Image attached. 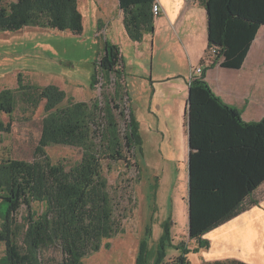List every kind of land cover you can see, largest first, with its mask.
<instances>
[{
	"label": "trees",
	"instance_id": "trees-1",
	"mask_svg": "<svg viewBox=\"0 0 264 264\" xmlns=\"http://www.w3.org/2000/svg\"><path fill=\"white\" fill-rule=\"evenodd\" d=\"M124 14V28L129 38L141 41L154 30V0H119ZM209 46L219 47L216 61L239 68L243 65L259 28L264 25V0H206ZM84 18L78 0H17L6 4L0 0V31H20L25 27L69 30L81 34ZM121 51L109 44L99 67L104 78L115 73L116 94L129 100L122 82ZM95 66H98L95 62ZM94 68L92 84L97 80ZM201 78L190 83L189 125L191 145L190 239L204 234L239 215L249 205L246 199L264 182V119L244 123L240 111L226 104ZM17 96L34 108L44 101L46 115L33 162L12 158L0 162V242L5 254L0 264H86L85 257L99 251L121 231L115 217V204L103 175V160L126 159L127 153L141 150L139 123L129 108L126 130L121 136L115 110L120 103L69 99L55 84L27 82L20 73L16 88L0 90V132L11 131V122L1 114L12 116ZM124 116V112H119ZM229 128V130H228ZM240 130V131H239ZM229 133L236 135L232 139ZM199 139V140H198ZM63 144L81 147V160L67 169L52 163L46 147ZM129 161V160H128ZM42 204L43 210L33 207ZM28 214L16 216L22 205ZM200 242V241H199ZM201 245V244H200ZM57 246L62 260L56 262L44 252ZM166 247L150 257L146 239H142L135 264H167ZM171 264H191L182 255ZM207 264H247L238 260Z\"/></svg>",
	"mask_w": 264,
	"mask_h": 264
},
{
	"label": "rangeland",
	"instance_id": "rangeland-1",
	"mask_svg": "<svg viewBox=\"0 0 264 264\" xmlns=\"http://www.w3.org/2000/svg\"><path fill=\"white\" fill-rule=\"evenodd\" d=\"M115 1L108 0L107 5V0H95L96 3L90 5L88 10L84 7V29L81 34L39 27L0 31V89L16 88L21 73L27 82L42 86L55 84L63 89L67 98L60 106L68 105L70 98L89 104L99 102L101 107H105L106 102L120 103V109L115 112L121 136H124L125 117L129 114L128 100L124 92L121 96L116 94L115 73L109 76V80L102 75L100 61L107 52V41L112 44V36L107 33V20L98 22L95 18L99 8L101 17L107 19L109 11L110 16L115 19ZM79 2L82 3V0ZM112 25L115 39L120 43L119 33L123 25L117 19ZM103 27L106 29L105 33L97 35ZM95 62L98 66H95ZM95 67L98 82L92 87ZM44 104L42 101L34 108L17 96L13 115L1 114L2 119L11 122L12 126L10 132H0V162L12 158L29 163L37 158L35 149L41 135L42 119L46 115ZM121 110L124 116L119 113ZM45 149L52 163H62L67 169L78 163L83 155L81 147L72 145L52 144ZM136 152L133 157L127 153L126 159L103 160V175L108 182L116 207L115 217L121 223V231L108 240L110 248L103 245L99 251L85 257V263L135 264L140 242L145 238L150 257L161 246H165L167 264L182 255L191 264H199L203 257L200 242L190 241L188 214L181 211L179 206L186 188L181 190L179 184L171 182H154L155 169L152 166H141L139 172L135 161L137 156L141 158L142 155L140 150ZM33 207L43 210L42 204L37 202L33 203ZM27 214L28 207L24 204L16 216L21 220ZM5 248V244L0 242V257L5 254ZM44 255L56 262L62 260V253L57 246L46 250ZM252 255L253 258H262L259 248H255Z\"/></svg>",
	"mask_w": 264,
	"mask_h": 264
},
{
	"label": "crops",
	"instance_id": "crops-1",
	"mask_svg": "<svg viewBox=\"0 0 264 264\" xmlns=\"http://www.w3.org/2000/svg\"><path fill=\"white\" fill-rule=\"evenodd\" d=\"M3 1L8 4L17 0ZM158 1L162 11L155 16L154 30L141 41H133L127 35L119 0L114 4L115 19L109 11L107 19L101 17L99 8L95 18L98 22L107 20V33L121 51L122 82L128 93V106L139 123L142 141V156H137L136 167L140 172L141 166H152L154 182H171L179 184L181 190L186 188L179 206L188 214L189 230L190 160L191 153L198 150L191 145L189 75L193 67L203 63L209 47L206 0ZM93 3L95 0H82V3L78 0L83 18V8ZM116 19L124 29L120 28V43L113 34L112 24ZM222 60L205 66V80L226 104L240 111L244 123L263 120L264 25L259 28L241 67H225ZM229 134L232 139L236 136ZM246 205L248 209L202 236L199 241L203 257L199 264L232 260L264 264V182L246 199ZM242 247L247 249L244 251ZM255 248H259L262 258H253Z\"/></svg>",
	"mask_w": 264,
	"mask_h": 264
},
{
	"label": "built area",
	"instance_id": "built-area-1",
	"mask_svg": "<svg viewBox=\"0 0 264 264\" xmlns=\"http://www.w3.org/2000/svg\"><path fill=\"white\" fill-rule=\"evenodd\" d=\"M152 11L155 16L159 15L161 10V5L158 0H154ZM105 27L103 29H100L97 35H100L102 33H105ZM219 47L216 46H209L207 49V52L205 54L203 63L197 67H193L191 69L190 75H189V83H192L194 80L201 78L204 68L206 65L213 64L216 60V57L218 55Z\"/></svg>",
	"mask_w": 264,
	"mask_h": 264
}]
</instances>
